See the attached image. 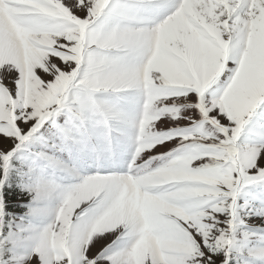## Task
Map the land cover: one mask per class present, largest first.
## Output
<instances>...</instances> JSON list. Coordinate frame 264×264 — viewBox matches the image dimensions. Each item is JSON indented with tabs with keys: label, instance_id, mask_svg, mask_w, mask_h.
<instances>
[{
	"label": "snow or ice",
	"instance_id": "obj_1",
	"mask_svg": "<svg viewBox=\"0 0 264 264\" xmlns=\"http://www.w3.org/2000/svg\"><path fill=\"white\" fill-rule=\"evenodd\" d=\"M0 264H264V0H0Z\"/></svg>",
	"mask_w": 264,
	"mask_h": 264
}]
</instances>
